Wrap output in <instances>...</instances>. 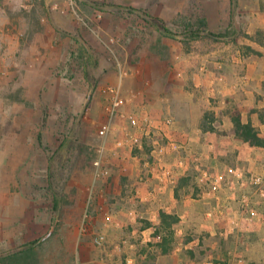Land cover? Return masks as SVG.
<instances>
[{
  "label": "rangeland",
  "instance_id": "374dc122",
  "mask_svg": "<svg viewBox=\"0 0 264 264\" xmlns=\"http://www.w3.org/2000/svg\"><path fill=\"white\" fill-rule=\"evenodd\" d=\"M263 4L264 0H0V164L8 154L17 157L18 148L26 149L24 157L36 160L34 172L22 165L19 177L1 175L7 167L0 165V257L24 252L32 243L36 264H134L126 254L129 243L142 256L149 243L152 251H159L158 243L166 249L173 246L174 231L166 225L153 228L154 242L144 243L139 228L148 215L116 210L128 201L112 196L113 162L124 157L126 166L133 163L143 179L146 163L157 167L167 157L184 160L194 152L190 146L187 150L188 142L184 152L171 145L175 140L162 136L160 129L175 127L177 117L164 110L153 112L166 98L149 94L157 80L168 77L184 83V94L199 104L210 100L218 108L230 98L248 102V92L257 104L256 84L262 81L263 87L264 82V16L259 11ZM115 92L123 104L108 117ZM170 92L173 97L182 95L177 87ZM237 107L230 103L224 109L231 113L229 121ZM253 114L264 139V108ZM128 117L136 119V126ZM167 118L173 121L170 127L163 126ZM215 125L223 134L214 142L220 149L209 151L213 162L193 153L199 166L192 165L186 177L238 179L246 194L241 208L248 202L245 216L253 217L248 212L254 210V217L264 220V197L250 181L264 176V148L243 147L226 135L228 126ZM102 127L108 128L104 137L99 135ZM98 157L109 171L105 184L93 176L92 163ZM122 173L123 178L127 168ZM129 194L136 197L135 191ZM258 227L259 240L248 246L243 241L232 248L222 242L210 245L202 238L199 257L188 258L207 259L205 264H264V224ZM97 236L103 238L100 244ZM153 259L154 255L140 257L137 264H152Z\"/></svg>",
  "mask_w": 264,
  "mask_h": 264
},
{
  "label": "crops",
  "instance_id": "0c3cea01",
  "mask_svg": "<svg viewBox=\"0 0 264 264\" xmlns=\"http://www.w3.org/2000/svg\"><path fill=\"white\" fill-rule=\"evenodd\" d=\"M259 11L264 16V4L260 6ZM185 86L184 83H173L172 80L167 77L164 78L163 81L157 80V83H153L149 88V94L154 97L156 95H164L166 97L162 98L163 103L157 104L158 106L154 105L153 112L155 110L161 113L163 112L162 110L171 112L177 117V122L175 127L171 129L166 128L163 133H159L166 139L175 140L172 146L178 145L184 152L185 147L183 146L188 142V146H186L187 150L190 146L191 150L194 151L186 154L189 159L187 160V158H185L183 160L178 158L175 160L167 157V159L161 160L159 164H157V167L155 163H146L144 170L147 175L145 174L143 179L139 178V175H137V168H135L133 163L129 164L128 167L126 166L127 161L124 157V160L119 159L120 161L118 160V163L114 161L112 165L113 169H115V171H112L111 177L112 196L115 198L119 197V200L127 199L128 201V205H119L116 210H118L119 213L137 212L138 214L148 215L145 217L147 220L145 226L139 228L140 233L145 236L143 239L144 243L147 241L150 242L151 240L154 242V235H152L153 228H162L161 213L174 215L178 218V222L171 225L169 228L174 231L173 238L175 241L173 246H169V248L166 249L163 248L162 243H158L157 246H159V251H152L149 243L145 245H148V248L143 247L144 255L142 256L135 252L134 247L136 245L129 243V246L126 248V254L132 258L134 264H137L138 258H146L149 255H151V257L154 255L152 264H165L167 261L170 262V264H205L207 259L193 262L188 258L199 257V252H197V250L201 248L199 246L200 243L204 242L203 239H208L210 245H218V242L220 245L222 242L227 243L228 247L232 248L243 241L241 243L248 246L249 243L259 240L258 226L264 224V220H262L260 216L254 218H247L245 216L246 214L241 208V200L246 194L242 193L239 185L241 181L239 182L238 179H234V177H231V179H224L221 177L219 181V179L206 178L204 176L186 177L189 175L187 172L192 169V165L194 168H198L199 166L198 163H196L198 158L195 160L193 153H196V156L201 155L203 158L205 157L206 161L209 163L213 162L214 158H209V151L211 152L214 148L216 150L220 149L214 142L219 139L217 137L223 134L215 130L216 123H218L219 126H228L229 134L226 133V135H230L232 139L234 138L236 141H239L243 147H249L250 149L264 148L251 146L249 143L235 136L232 131V121H229L231 113L227 114L224 112L228 104L233 103L238 105L236 110L241 117V122L244 124L250 123L252 127L256 129L253 113H256L257 108H264V88L262 87V81L256 84L257 88L255 91L260 95L257 104L252 93L248 92V102L240 98H235V100L230 98L227 99L226 105L218 108L211 106L210 100H203L199 104V101L193 96L185 95L184 93H186V91L188 92ZM174 87H177V92L182 93V95L173 97L170 91L173 90ZM245 97H247V94ZM154 99L153 104H155ZM155 101L157 102V99H155ZM221 103L225 104L224 101ZM173 108H176L174 110L176 112L170 111ZM190 109H192L191 111H193V113L189 112ZM217 110L222 111L218 112ZM246 112L251 114L245 115ZM263 126L264 124L261 123L260 127ZM256 130L258 131V129ZM184 135H187L185 140L183 139ZM258 135L260 136L259 133ZM235 148V146H232L233 150H236ZM216 150H214L213 153ZM221 150L223 151L222 145ZM17 151V157L8 154V156L2 158L0 165L6 166L7 169L2 168L1 175L5 173L8 175L10 173V175L14 177H19V174L23 171L22 168H19L20 166L22 167V165L30 167V170H32L33 167L34 172L36 161L34 157H24V153H26L24 152L26 151L24 148H18ZM27 154L29 153L27 152ZM128 158L130 160L129 156ZM126 168L127 173H125L122 178L121 174H123V170L126 171ZM156 169H160L161 171L164 169L168 171L169 174L165 172L159 174ZM121 179L124 182L123 185L120 183ZM102 184H105L103 179ZM7 185L9 186V183ZM124 187H127L129 190H124ZM103 188L108 189L104 186ZM7 190L9 191V187ZM126 191L129 193L135 191L136 197H132L131 194L127 195L128 192L126 194ZM134 197L137 200H134ZM135 231L136 230H132L131 234H135ZM119 235L120 234H118V238L121 239ZM185 236L191 237L184 240ZM206 246H208V243ZM209 256L211 257L212 255L210 254ZM238 262L248 264L246 260H240Z\"/></svg>",
  "mask_w": 264,
  "mask_h": 264
},
{
  "label": "trees",
  "instance_id": "16d2710c",
  "mask_svg": "<svg viewBox=\"0 0 264 264\" xmlns=\"http://www.w3.org/2000/svg\"><path fill=\"white\" fill-rule=\"evenodd\" d=\"M156 22V21H155ZM157 26L160 29L167 30L164 25L161 23H157ZM194 34L199 31H192ZM212 35V34H210ZM253 53L260 55V53L256 51H252ZM264 88V82H263ZM231 121L233 123V132L235 136L242 139L244 142L249 143L251 146L255 147H264V139L258 135V132L255 128L252 127L250 123L244 124L241 122V117L238 112L234 113L231 117ZM160 218L162 224L166 225L168 228L171 225L178 222V218L174 215H167L165 213L160 214ZM32 243L29 244V248L21 253L13 254L10 257H0V264H36V257H32L33 248L31 247ZM21 256V257H19Z\"/></svg>",
  "mask_w": 264,
  "mask_h": 264
},
{
  "label": "built area",
  "instance_id": "2783aa9c",
  "mask_svg": "<svg viewBox=\"0 0 264 264\" xmlns=\"http://www.w3.org/2000/svg\"><path fill=\"white\" fill-rule=\"evenodd\" d=\"M122 104H123L122 98L119 97V95L115 92V94H113L111 99H110V107L108 108V112H109V116L108 117H113V115L122 106ZM128 118H129L130 123L133 126H136V124H137L136 123L137 122L136 119L132 118V117H128ZM172 124H173V121L171 119L167 118V119L164 120L163 126L164 127H170V126H172ZM160 131L163 133L164 129L161 128ZM107 132H108V128L107 127H102L99 130L100 137H104ZM171 145H173V141H172ZM102 152H103V150L100 149L98 151V154H101ZM159 152L161 153L162 149H159ZM92 167H93V176H94V178L96 180L103 179V178H106V177L109 176V171L105 167H103V164L101 162L100 157L96 158L93 161ZM250 181L256 187H258L259 192H260V196L264 197V176H255ZM247 206H248V202L246 203V202L243 201V205H242L243 209L242 210L245 211ZM248 213L251 214L253 217L256 214L254 210H251ZM102 240H103V238L101 236L100 237H98V236L95 237V242L97 244H100L102 242Z\"/></svg>",
  "mask_w": 264,
  "mask_h": 264
}]
</instances>
